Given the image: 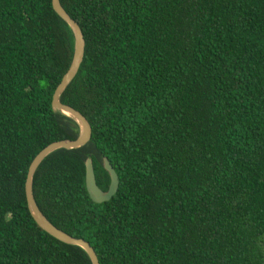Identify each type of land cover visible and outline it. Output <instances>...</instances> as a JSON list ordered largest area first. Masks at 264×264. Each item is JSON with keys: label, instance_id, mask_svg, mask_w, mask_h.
Listing matches in <instances>:
<instances>
[{"label": "trees", "instance_id": "16d2710c", "mask_svg": "<svg viewBox=\"0 0 264 264\" xmlns=\"http://www.w3.org/2000/svg\"><path fill=\"white\" fill-rule=\"evenodd\" d=\"M84 40L59 95L90 137L36 166L34 201L98 264H264V0H59ZM73 36L50 0H0V264H91L26 207L34 155L74 139L54 112ZM105 190L94 203L84 159Z\"/></svg>", "mask_w": 264, "mask_h": 264}, {"label": "water", "instance_id": "95a60500", "mask_svg": "<svg viewBox=\"0 0 264 264\" xmlns=\"http://www.w3.org/2000/svg\"><path fill=\"white\" fill-rule=\"evenodd\" d=\"M51 7L53 11L60 17L70 28L73 36V49L70 62L68 64L67 69L62 74L59 82L55 86L50 100L51 109L54 112L60 113L64 116H67L74 120L78 125V134L74 139H64V140H56L48 143L44 147H42L31 159L24 180V195L26 201V207L30 216L32 217L35 224L45 231L47 234L52 236L53 238L67 244H72L79 246L84 250L86 255L88 256L91 264H98L96 255L92 247L89 243L82 238L72 237L71 235L63 232L62 230L56 228L53 224H51L47 218L41 213L39 208L37 207L31 190V179L33 172L39 162L51 151L63 148L70 149L83 145L87 142L90 137V126L87 120L81 115L73 107L63 104L59 100V95L65 86L71 81L73 76L75 75L78 66L81 62L83 55V47L84 40L82 37L81 30L77 23L69 17V15L65 12L62 6L59 3V0H50ZM84 187L85 191L89 197V199L94 203H100L110 199V197L115 193L118 185L117 175L108 160L103 157L102 158V168L108 174V184L105 190H101L95 183L93 168L91 164V160L89 157L84 159Z\"/></svg>", "mask_w": 264, "mask_h": 264}]
</instances>
